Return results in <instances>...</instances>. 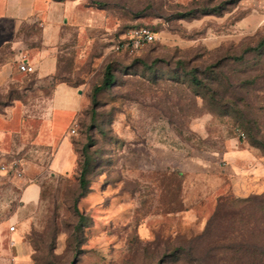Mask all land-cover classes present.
<instances>
[{
	"label": "rangeland",
	"instance_id": "obj_1",
	"mask_svg": "<svg viewBox=\"0 0 264 264\" xmlns=\"http://www.w3.org/2000/svg\"><path fill=\"white\" fill-rule=\"evenodd\" d=\"M60 2L68 12L49 43L58 53L57 79L92 91L110 64L116 80L75 119L72 174L51 173V151H43L38 206L6 197L15 193L12 175L9 187L0 181V264H15L11 227L24 222L34 264H233L226 246H264V192L239 193L224 164L210 178L146 169L160 145L225 163L232 143L264 155V46L235 59L264 42V0H63L54 1L58 18ZM42 25L0 26V65H19L17 43L29 56L47 45ZM138 26L157 39L118 48ZM15 80L0 91V112L17 98L29 114L49 112L52 79L35 70ZM7 160L0 157V170ZM85 161L89 185L81 197ZM220 201L210 236L199 239Z\"/></svg>",
	"mask_w": 264,
	"mask_h": 264
},
{
	"label": "crops",
	"instance_id": "obj_2",
	"mask_svg": "<svg viewBox=\"0 0 264 264\" xmlns=\"http://www.w3.org/2000/svg\"><path fill=\"white\" fill-rule=\"evenodd\" d=\"M54 1L56 0H0L1 27L11 24L13 31L18 32L26 21L37 20L43 23L48 44L29 56L20 51V45L17 43L15 48L19 52L15 49L17 56L15 60L20 61L22 56H25L28 62L34 65L38 79H52V84L59 65L58 53L51 51L49 43L55 38L57 31L55 25L68 12L67 5L60 2L63 11L61 14L58 12L59 18L56 17L54 14L58 11V7ZM13 61L0 65V91L9 89L11 83H16L15 75L20 71ZM52 87L49 112L44 116L29 114L27 105L20 98L13 100L3 112H0V157L9 159L7 161L21 159L25 170L23 179L12 175L15 193L6 194V197H13L15 194L24 208H35L41 201L43 151H51L49 160L51 173L69 175L76 169L77 152L70 128L77 116L87 110L91 104V91L65 81H57ZM151 156L153 161L146 163L149 164L147 170L155 172L174 170L182 175L201 178H210L219 167L223 168L222 163L225 165L224 174L231 179L239 193L246 195L264 192V155L249 146L232 143L225 155L226 163L223 160L216 162L218 157L214 154L194 155L163 145L153 148ZM9 175L0 170V181H3L4 185L7 184L5 180ZM7 186L9 187L8 184ZM25 227L24 222L11 231L13 244L9 257L14 259L15 264H34L31 258V246L28 245L24 235Z\"/></svg>",
	"mask_w": 264,
	"mask_h": 264
},
{
	"label": "trees",
	"instance_id": "obj_3",
	"mask_svg": "<svg viewBox=\"0 0 264 264\" xmlns=\"http://www.w3.org/2000/svg\"><path fill=\"white\" fill-rule=\"evenodd\" d=\"M56 1H63V0H56ZM238 0H232V2H236ZM214 12H220L219 8L211 9ZM264 46V42L260 43L258 46L254 48H248L246 49L240 56L236 57L237 60H243L245 58V54L252 50H259L261 47ZM194 73V72H193ZM193 82L196 84H200V81L196 75L192 76ZM116 80L115 74L113 72L112 65L108 64L105 68L104 72V78L100 85H96L93 87L91 91V102L95 105L97 94L104 89H110L112 85L114 84ZM60 81H67L65 79H57V77H54L53 84ZM76 85V84H74ZM95 114V110L93 111V115ZM89 162L84 163V165L81 168V172L79 175V183L82 188V190H85L84 193H81V197H83L87 192V186L89 185V180L87 178V175L89 173ZM78 199L75 201L77 202ZM244 201L243 199H239ZM223 201L219 202V205L217 207L216 212L212 216V218L209 220L208 226L206 230L199 236V239H206L210 236L212 227H214V222L217 220V217L219 216L220 208L222 207ZM80 219H84L83 215H80ZM229 252H232V262L233 264H264V246L259 242H254L251 244H248L247 241L243 240V242H239L237 245H229L225 247Z\"/></svg>",
	"mask_w": 264,
	"mask_h": 264
},
{
	"label": "built area",
	"instance_id": "obj_4",
	"mask_svg": "<svg viewBox=\"0 0 264 264\" xmlns=\"http://www.w3.org/2000/svg\"><path fill=\"white\" fill-rule=\"evenodd\" d=\"M156 39L157 33L151 28L147 26L133 27L128 31L125 39L118 44V48L125 47L131 51H134L140 49L146 44L154 42ZM18 69L20 72L24 73H33L36 70L34 65L28 62L25 56H22L21 60L19 61ZM78 128L79 122L78 120H74L70 128V134L75 135ZM241 136L244 137L243 134ZM1 170L17 178H25V170L23 168L21 159L19 158L12 159L7 163L2 164ZM15 228L16 226H12L11 231H14Z\"/></svg>",
	"mask_w": 264,
	"mask_h": 264
},
{
	"label": "water",
	"instance_id": "obj_5",
	"mask_svg": "<svg viewBox=\"0 0 264 264\" xmlns=\"http://www.w3.org/2000/svg\"><path fill=\"white\" fill-rule=\"evenodd\" d=\"M80 92H82V91L80 90Z\"/></svg>",
	"mask_w": 264,
	"mask_h": 264
}]
</instances>
